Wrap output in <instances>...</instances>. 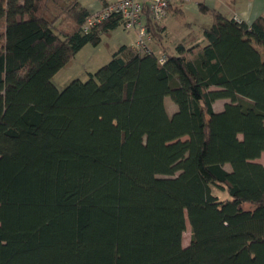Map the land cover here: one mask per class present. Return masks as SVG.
I'll return each mask as SVG.
<instances>
[{"label":"trees","instance_id":"trees-1","mask_svg":"<svg viewBox=\"0 0 264 264\" xmlns=\"http://www.w3.org/2000/svg\"><path fill=\"white\" fill-rule=\"evenodd\" d=\"M198 10L203 43L159 53L147 18V50L58 88L121 14L0 0V264H264V15Z\"/></svg>","mask_w":264,"mask_h":264},{"label":"crops","instance_id":"crops-1","mask_svg":"<svg viewBox=\"0 0 264 264\" xmlns=\"http://www.w3.org/2000/svg\"><path fill=\"white\" fill-rule=\"evenodd\" d=\"M82 5L87 8L90 13L99 11L105 3L114 0H80ZM147 2L148 0H143ZM198 1H204L205 5L210 8L219 10L223 15L228 18H238L246 23H250L255 17L264 15V0H186L183 2H175L170 5L164 18L158 22L162 26V39L160 43H155L151 40L150 44L157 52L164 51L173 52L177 43L182 42L185 44H193L195 42L203 43L202 30L204 27L210 25L211 17L209 14H203L198 10ZM184 14V24L181 23V19L177 18L175 13ZM127 30L122 25L117 26L107 35H103L101 42L105 40V46L108 54L111 56L113 50H115L120 44L134 45L136 41V32L133 35L131 42H124L125 37L119 34V30ZM129 32V30H127ZM89 43L85 44L72 58L88 48ZM99 46L92 45V48ZM93 56V54H92ZM92 58V57H91ZM71 60L66 64L68 65ZM65 65V66H66ZM63 66L62 68H64ZM61 68V69H62ZM60 69V70H61ZM59 70V71H60ZM58 71V72H59ZM88 71H86L87 73Z\"/></svg>","mask_w":264,"mask_h":264},{"label":"rangeland","instance_id":"rangeland-1","mask_svg":"<svg viewBox=\"0 0 264 264\" xmlns=\"http://www.w3.org/2000/svg\"><path fill=\"white\" fill-rule=\"evenodd\" d=\"M177 18L181 19V23L184 24V14H178ZM119 34L125 37L124 42H131L133 40V35L135 34L133 30H119ZM106 41V40H105ZM105 41L98 44L96 48H92L91 44H88V48H84L81 52H79L75 58L71 60V62L62 68L59 72H57L52 81L58 88L64 87L70 80L73 78H80L81 80H85L87 78L86 71H96L100 66L105 64L109 59L110 55L107 52ZM93 54V56H92ZM92 57V58H91ZM228 101V99H219L213 103V107L215 110L222 108L223 103ZM170 100L169 97H166V108L169 113L173 110V105L175 104ZM256 161L264 163V152H262L261 156L256 159ZM227 167V165H226ZM212 193L215 194L219 199H223L226 197V192L223 188L219 186L212 185L211 186ZM248 205V204H247ZM190 237V227L187 223L186 229L183 232L182 245L186 246L189 243Z\"/></svg>","mask_w":264,"mask_h":264},{"label":"built area","instance_id":"built-area-1","mask_svg":"<svg viewBox=\"0 0 264 264\" xmlns=\"http://www.w3.org/2000/svg\"><path fill=\"white\" fill-rule=\"evenodd\" d=\"M183 1L186 0H148L146 3L143 0L110 1L87 19L85 27L106 18L112 12H118L123 19V28L136 32L135 45L147 50L150 36L146 26V19L159 22L166 15L169 5Z\"/></svg>","mask_w":264,"mask_h":264}]
</instances>
